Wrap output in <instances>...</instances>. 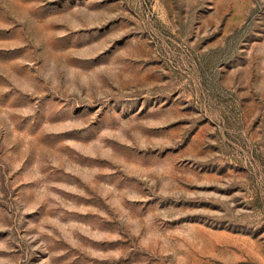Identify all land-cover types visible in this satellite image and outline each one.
Segmentation results:
<instances>
[{"label":"rangeland","instance_id":"1","mask_svg":"<svg viewBox=\"0 0 264 264\" xmlns=\"http://www.w3.org/2000/svg\"><path fill=\"white\" fill-rule=\"evenodd\" d=\"M0 264H264V0H0Z\"/></svg>","mask_w":264,"mask_h":264}]
</instances>
